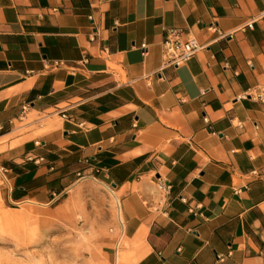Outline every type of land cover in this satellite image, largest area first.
<instances>
[{
	"label": "crops",
	"instance_id": "1",
	"mask_svg": "<svg viewBox=\"0 0 264 264\" xmlns=\"http://www.w3.org/2000/svg\"><path fill=\"white\" fill-rule=\"evenodd\" d=\"M168 28L203 48L165 66ZM252 90L264 0H0L5 204L51 205L89 178L119 204L109 264H264Z\"/></svg>",
	"mask_w": 264,
	"mask_h": 264
},
{
	"label": "rangeland",
	"instance_id": "2",
	"mask_svg": "<svg viewBox=\"0 0 264 264\" xmlns=\"http://www.w3.org/2000/svg\"><path fill=\"white\" fill-rule=\"evenodd\" d=\"M116 209L89 178L51 205L0 203V264H109L107 243L121 231Z\"/></svg>",
	"mask_w": 264,
	"mask_h": 264
},
{
	"label": "built area",
	"instance_id": "3",
	"mask_svg": "<svg viewBox=\"0 0 264 264\" xmlns=\"http://www.w3.org/2000/svg\"><path fill=\"white\" fill-rule=\"evenodd\" d=\"M209 29H215V26L210 25ZM141 48H145V45H142ZM203 46H201L196 38L189 34L185 33L180 28H168L164 31L163 40H162V56L165 66H180L189 61ZM255 99L264 103V90H252L249 94ZM62 117H65L61 114ZM4 170L0 167V203L4 204V192L7 185V179L4 175ZM84 178L83 176H80ZM156 188L161 195H166L169 192V185L166 181L161 180L160 178L156 179ZM11 206L20 205V203L10 202Z\"/></svg>",
	"mask_w": 264,
	"mask_h": 264
},
{
	"label": "bare ground",
	"instance_id": "4",
	"mask_svg": "<svg viewBox=\"0 0 264 264\" xmlns=\"http://www.w3.org/2000/svg\"><path fill=\"white\" fill-rule=\"evenodd\" d=\"M103 185V184H102ZM105 186V185H104ZM106 187V189H108L109 190V192L112 194V196H114L115 197V195H114V193L109 189V188H107V186H105ZM115 202H116V210H117V218H118V222L120 223V228H121V226H122V221H121V214H120V210H119V204H118V200H117V198L115 197ZM44 206V205H43ZM119 244V243H118ZM116 255V254H115Z\"/></svg>",
	"mask_w": 264,
	"mask_h": 264
}]
</instances>
